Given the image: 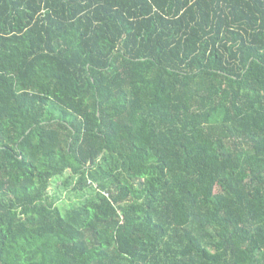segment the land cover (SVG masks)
I'll return each instance as SVG.
<instances>
[{"label":"trees","instance_id":"16d2710c","mask_svg":"<svg viewBox=\"0 0 264 264\" xmlns=\"http://www.w3.org/2000/svg\"><path fill=\"white\" fill-rule=\"evenodd\" d=\"M0 264H264V0H0Z\"/></svg>","mask_w":264,"mask_h":264},{"label":"rangeland","instance_id":"374dc122","mask_svg":"<svg viewBox=\"0 0 264 264\" xmlns=\"http://www.w3.org/2000/svg\"><path fill=\"white\" fill-rule=\"evenodd\" d=\"M58 198L57 204L65 212L68 208L77 205L83 198L79 192H72L71 190L60 189L55 194Z\"/></svg>","mask_w":264,"mask_h":264}]
</instances>
